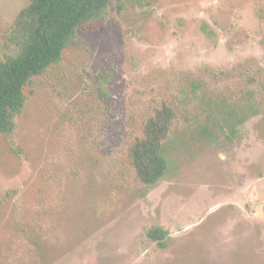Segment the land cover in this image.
Masks as SVG:
<instances>
[{"label": "rangeland", "instance_id": "374dc122", "mask_svg": "<svg viewBox=\"0 0 264 264\" xmlns=\"http://www.w3.org/2000/svg\"><path fill=\"white\" fill-rule=\"evenodd\" d=\"M30 1L0 0V57ZM198 81L146 187L129 156L141 118ZM26 93L0 150V264H264V0H131Z\"/></svg>", "mask_w": 264, "mask_h": 264}, {"label": "trees", "instance_id": "16d2710c", "mask_svg": "<svg viewBox=\"0 0 264 264\" xmlns=\"http://www.w3.org/2000/svg\"><path fill=\"white\" fill-rule=\"evenodd\" d=\"M131 0H31L17 14L13 24L3 35V55L0 57V150L4 138L13 136L26 111L28 86L35 78L60 64L65 51L76 45L80 34L96 25H106L112 9L124 11ZM118 72L110 65L97 79L99 89L107 96L106 85ZM224 70L211 76L219 79ZM33 92V90H31ZM191 93L184 98L172 95L153 99L141 118L140 134L129 148L130 162L139 180L146 187H154L169 172V161L163 155L178 122L192 119L194 97L202 93L201 82L192 83ZM10 149L16 154L22 148L13 140ZM149 236L164 244L168 232L155 227Z\"/></svg>", "mask_w": 264, "mask_h": 264}]
</instances>
